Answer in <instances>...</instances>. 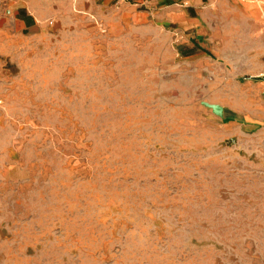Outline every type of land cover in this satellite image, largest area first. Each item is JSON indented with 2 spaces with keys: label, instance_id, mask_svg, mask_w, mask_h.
Listing matches in <instances>:
<instances>
[{
  "label": "rangeland",
  "instance_id": "obj_1",
  "mask_svg": "<svg viewBox=\"0 0 264 264\" xmlns=\"http://www.w3.org/2000/svg\"><path fill=\"white\" fill-rule=\"evenodd\" d=\"M206 21L73 12L0 55V264H264V132L217 107L256 94Z\"/></svg>",
  "mask_w": 264,
  "mask_h": 264
},
{
  "label": "crops",
  "instance_id": "obj_2",
  "mask_svg": "<svg viewBox=\"0 0 264 264\" xmlns=\"http://www.w3.org/2000/svg\"><path fill=\"white\" fill-rule=\"evenodd\" d=\"M73 12L106 24L115 17L125 27L170 28L177 41L188 35L180 46L190 49H200L193 33L209 31L207 17L219 16L227 48H237L222 62L230 88H238L247 99L251 88L256 99L238 109L223 103L217 107L230 128L264 132V0H0V55L22 39L52 34L54 23ZM210 29L218 31L212 25ZM228 89L226 85L230 94Z\"/></svg>",
  "mask_w": 264,
  "mask_h": 264
}]
</instances>
